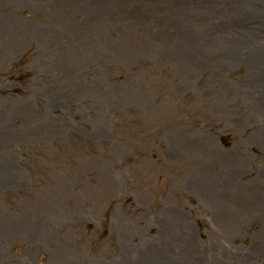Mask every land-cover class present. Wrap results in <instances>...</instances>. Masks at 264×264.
<instances>
[{
	"label": "rangeland",
	"instance_id": "obj_1",
	"mask_svg": "<svg viewBox=\"0 0 264 264\" xmlns=\"http://www.w3.org/2000/svg\"><path fill=\"white\" fill-rule=\"evenodd\" d=\"M0 264H264V0H0Z\"/></svg>",
	"mask_w": 264,
	"mask_h": 264
}]
</instances>
